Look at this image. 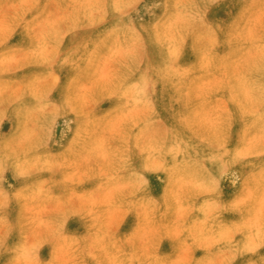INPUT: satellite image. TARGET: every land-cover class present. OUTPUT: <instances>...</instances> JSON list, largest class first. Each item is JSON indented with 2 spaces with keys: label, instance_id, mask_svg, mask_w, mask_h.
<instances>
[{
  "label": "clouds",
  "instance_id": "1",
  "mask_svg": "<svg viewBox=\"0 0 264 264\" xmlns=\"http://www.w3.org/2000/svg\"><path fill=\"white\" fill-rule=\"evenodd\" d=\"M0 264H264V0H0Z\"/></svg>",
  "mask_w": 264,
  "mask_h": 264
}]
</instances>
